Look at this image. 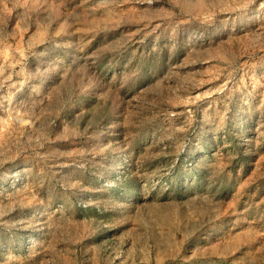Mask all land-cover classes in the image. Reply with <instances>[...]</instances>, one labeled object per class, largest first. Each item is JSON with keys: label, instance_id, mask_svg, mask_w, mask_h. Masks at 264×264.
Wrapping results in <instances>:
<instances>
[{"label": "rangeland", "instance_id": "1", "mask_svg": "<svg viewBox=\"0 0 264 264\" xmlns=\"http://www.w3.org/2000/svg\"><path fill=\"white\" fill-rule=\"evenodd\" d=\"M0 264H264V0H0Z\"/></svg>", "mask_w": 264, "mask_h": 264}]
</instances>
